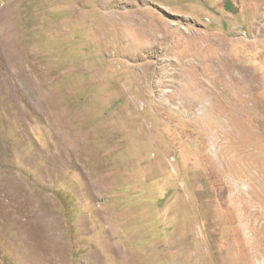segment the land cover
I'll use <instances>...</instances> for the list:
<instances>
[{"label":"rangeland","instance_id":"rangeland-1","mask_svg":"<svg viewBox=\"0 0 264 264\" xmlns=\"http://www.w3.org/2000/svg\"><path fill=\"white\" fill-rule=\"evenodd\" d=\"M0 264H264V0H0Z\"/></svg>","mask_w":264,"mask_h":264}]
</instances>
